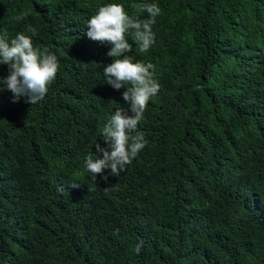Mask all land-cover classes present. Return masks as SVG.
Here are the masks:
<instances>
[{
  "label": "trees",
  "instance_id": "obj_1",
  "mask_svg": "<svg viewBox=\"0 0 264 264\" xmlns=\"http://www.w3.org/2000/svg\"><path fill=\"white\" fill-rule=\"evenodd\" d=\"M107 3L160 7L147 53L128 36L160 90L143 150L93 180L83 161L128 107L110 45L87 36ZM31 28L59 68L41 101L6 90L0 108V264H264V0H0V34Z\"/></svg>",
  "mask_w": 264,
  "mask_h": 264
},
{
  "label": "clouds",
  "instance_id": "obj_2",
  "mask_svg": "<svg viewBox=\"0 0 264 264\" xmlns=\"http://www.w3.org/2000/svg\"><path fill=\"white\" fill-rule=\"evenodd\" d=\"M140 11L147 12V18L129 15L119 3H107L98 6L87 21V36L110 45L107 55L114 58L103 69L105 82L114 90L126 87L122 95L128 103V107L115 110L102 127L101 135L106 147L96 144V152L100 155L97 158L89 155L85 161L86 167L83 161V170L86 172L87 168L93 180L105 169H110L112 176H119L147 143L144 134L137 130L138 124L143 119L148 102L158 94L160 85L155 78L154 64L134 61L129 55L133 45L128 36L141 53H147L155 43L153 25L161 9L158 4L151 3L141 5ZM27 14L21 13L16 19H23ZM28 31L32 35L23 31L11 38L7 33L0 34V64L8 66V75L0 76V108L9 101L7 91L13 94V102L24 97L26 103H38L56 78L59 68L57 56L47 47L34 46L32 36L37 34L36 29ZM103 179L108 181V175H103ZM80 185L73 183L71 187L79 188ZM118 233L119 229H116L114 235ZM142 243L135 247L137 254L141 251Z\"/></svg>",
  "mask_w": 264,
  "mask_h": 264
}]
</instances>
